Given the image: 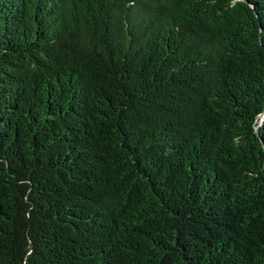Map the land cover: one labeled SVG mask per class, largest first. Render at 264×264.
I'll list each match as a JSON object with an SVG mask.
<instances>
[{"label":"trees","instance_id":"obj_1","mask_svg":"<svg viewBox=\"0 0 264 264\" xmlns=\"http://www.w3.org/2000/svg\"><path fill=\"white\" fill-rule=\"evenodd\" d=\"M0 264H264V0H0Z\"/></svg>","mask_w":264,"mask_h":264}]
</instances>
